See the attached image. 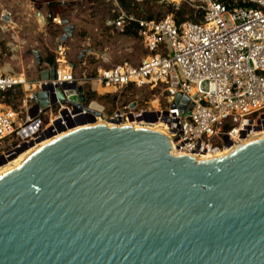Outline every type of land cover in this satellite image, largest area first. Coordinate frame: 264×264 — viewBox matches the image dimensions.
Returning a JSON list of instances; mask_svg holds the SVG:
<instances>
[{"label": "water", "instance_id": "1", "mask_svg": "<svg viewBox=\"0 0 264 264\" xmlns=\"http://www.w3.org/2000/svg\"><path fill=\"white\" fill-rule=\"evenodd\" d=\"M73 29L63 27L56 48ZM32 55L36 79L54 80L55 65ZM41 90L35 110L55 103L50 86ZM56 98L87 114L55 122L36 143L103 112L83 107L75 83ZM0 264H264V138L198 162L172 156L164 136L145 130L98 126L56 139L0 177Z\"/></svg>", "mask_w": 264, "mask_h": 264}, {"label": "built area", "instance_id": "2", "mask_svg": "<svg viewBox=\"0 0 264 264\" xmlns=\"http://www.w3.org/2000/svg\"><path fill=\"white\" fill-rule=\"evenodd\" d=\"M41 2L31 0L32 5ZM232 2L253 7L228 8L222 0H202L196 7L202 12L199 19L177 23L171 17L159 21L135 18L112 0L111 29L123 34L129 24L137 27L146 53L137 65L123 61L96 69L92 77L76 79L71 65L54 64L52 81L29 80L0 69V144L9 146L2 157L7 159L23 145L35 144L49 129L55 131V122L65 127L67 120L87 114L83 108L74 113L70 104L56 98L57 88L72 83L82 86L84 99L87 88L113 99L134 89L159 93L164 107L132 100L110 115L102 112L96 121L133 127L154 125L165 134L170 154L193 158L219 146L224 150L223 137L232 146L238 144L242 132L248 135L264 123V0ZM57 3L63 7L67 1ZM57 19L48 14L44 17V21ZM54 52L63 57L62 46ZM102 61L108 63L107 58ZM43 86L51 87L47 101L53 95L55 103L35 110L33 94L42 92ZM17 97L20 107L13 111L9 103ZM88 104L86 101L83 107Z\"/></svg>", "mask_w": 264, "mask_h": 264}, {"label": "rangeland", "instance_id": "3", "mask_svg": "<svg viewBox=\"0 0 264 264\" xmlns=\"http://www.w3.org/2000/svg\"><path fill=\"white\" fill-rule=\"evenodd\" d=\"M49 1L52 0H42L41 3L32 5L31 0H0V69L4 73L24 75L27 79L34 80L36 63L33 51L43 59V67L46 66L44 60L49 55L53 56L55 64L75 65L73 74L76 79L92 77L96 69L123 61L137 65L146 56L135 36L130 33L119 35L108 27L112 0H78L76 3L66 0L67 4L61 7L58 22H52L53 24L44 21L43 12ZM201 4L202 0H129L128 7L122 10L144 20L159 21L171 17L174 21H193L198 19L199 11L196 7ZM55 24L57 26L53 27ZM70 25L74 27L72 35L62 46L63 57H58L54 52L57 38L62 35L63 27ZM86 49L90 52L87 53ZM82 52L84 54L81 61L84 66L78 62ZM102 58H107L108 63L104 64ZM87 89V104L97 103L106 115L117 108L121 109L132 100H138L139 105L150 106L151 102H155L164 107L159 93L146 88L134 89L130 93L128 91L117 99L108 94L92 93ZM9 104L13 111L20 107L18 97L11 99ZM8 148L6 143L0 144V157ZM221 150L223 148L219 146L218 151Z\"/></svg>", "mask_w": 264, "mask_h": 264}, {"label": "bare ground", "instance_id": "4", "mask_svg": "<svg viewBox=\"0 0 264 264\" xmlns=\"http://www.w3.org/2000/svg\"><path fill=\"white\" fill-rule=\"evenodd\" d=\"M97 107V106H96ZM98 126H104V129H111V128H117V129H123V128H130L133 126L125 125H110L108 123H105L102 119L95 121L92 124H88L83 127H77L74 128L70 131H65L61 134H58L57 136H54L50 139H47L45 141L35 143L31 147L27 148L25 151L22 153L18 154L16 157L13 159L6 161V163L2 166H0V177L4 175V173L12 171L18 167H20L24 162H26L29 158H31L36 152H38L42 147L46 146L47 144L51 143L52 141L59 139L69 133L80 131L82 129H91L98 127ZM133 129H138V130H145V131H150L154 133H158L162 136L165 134L163 131L158 129L154 125H147V126H141V125H135ZM264 138V123L261 126H258L257 128L253 129L250 134L246 135L244 139H241L238 144H235L229 148H225L224 150L218 151V150H209L208 152H203L202 154H199L197 156H194L193 159L198 162L200 160H219L223 157H226L229 155L237 146L248 144L260 139ZM172 156L175 157H187L184 155H178L174 154L173 152L171 153Z\"/></svg>", "mask_w": 264, "mask_h": 264}, {"label": "trees", "instance_id": "5", "mask_svg": "<svg viewBox=\"0 0 264 264\" xmlns=\"http://www.w3.org/2000/svg\"><path fill=\"white\" fill-rule=\"evenodd\" d=\"M117 1H118V3L120 4L121 8H126V7H128V5H129V0H117ZM222 3H223L226 7H228V8H233V7H253V6L250 5V4H244V3H236V4H234V3L232 2V0H222ZM36 5H37V4H36ZM111 8H112V6L110 5V11H111ZM46 12H47L48 15H50V17H51L52 19H54V18H59L60 13L62 12V11H61V6H59L58 3L55 2V0L49 1V2H48V6H47V8H46ZM201 16H202V12L199 11V13H198V15H197L198 19H199ZM112 18H114V15H113V14H111V18H110V19H112ZM190 18H191V17H190ZM149 20H150V19H149ZM185 20H186V19H185ZM183 21H184V19H180V20H177L176 22H177V23H180V22H183ZM193 21H196V20H193ZM108 27L111 28V26H108ZM129 33H130L132 36H135V37L139 40V38H138V34H137V27H136L135 24H129V25L127 26V28H126L125 33H123V34H119V35H126V34H129ZM44 63H45V65H46L45 67H49V66L54 65L55 62H54V58H53V56H52V55L47 56V57L45 58V60H44Z\"/></svg>", "mask_w": 264, "mask_h": 264}, {"label": "crops", "instance_id": "6", "mask_svg": "<svg viewBox=\"0 0 264 264\" xmlns=\"http://www.w3.org/2000/svg\"><path fill=\"white\" fill-rule=\"evenodd\" d=\"M46 14H47V12H46V10L43 12V15L44 16H46ZM49 23H51V24H53L51 21H48ZM57 25L55 24V25H53V27H56ZM86 51H88V49H86ZM80 62H82V61H80ZM80 62H79V64H80ZM75 69V68H74ZM73 69V70H74Z\"/></svg>", "mask_w": 264, "mask_h": 264}]
</instances>
